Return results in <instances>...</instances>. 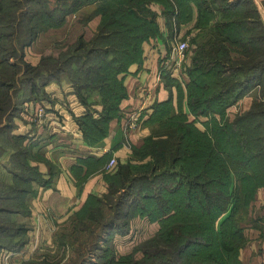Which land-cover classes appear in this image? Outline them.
I'll return each instance as SVG.
<instances>
[{"label": "trees", "instance_id": "obj_1", "mask_svg": "<svg viewBox=\"0 0 264 264\" xmlns=\"http://www.w3.org/2000/svg\"><path fill=\"white\" fill-rule=\"evenodd\" d=\"M151 2L162 4L169 26L173 20L194 18V28L202 33L193 39L191 63L183 68L187 78L185 90L180 88L178 108L171 97L155 103L147 123L159 125L152 127L141 147L132 150L136 162L118 164L108 176L107 194L89 197L97 209L89 208L88 216L92 218L102 205L112 213L105 224L98 221L100 230L91 245L95 264H228L227 254L238 253L244 242L237 214L250 206L258 188L264 190L263 103L254 100L249 110L231 121L224 118L229 106L264 83V25L253 0H0V123L6 114L0 144L19 148L18 139L8 134L11 119L25 102L45 96L43 87L56 74L53 66L58 72L79 73L70 80L87 112L76 122L89 145L102 140L109 121L121 116L120 102L126 96L117 75L139 62L142 42L158 34ZM86 6L92 8L85 22L100 17L92 41L81 35L69 51L57 58L44 57L35 66L23 59L24 48L40 32L62 26L68 14ZM17 54L19 62L13 60ZM75 62L77 69L72 70ZM163 79L174 81L168 72ZM183 99L188 113L182 109ZM97 102L102 108L94 118L92 105ZM216 116L224 119L218 122ZM201 120L203 130L196 126ZM15 154L12 160L22 161L21 174L12 172L10 184L0 182V201L9 203L0 206V248L20 251L28 226L15 223L11 216L28 214L11 204L24 198L17 191L30 189L34 171L24 166L26 151L18 149ZM126 205L151 222L174 220L181 212L191 213L190 220L197 222L190 221L184 232L179 222L162 225L141 245L140 259L130 254L117 257L100 242L113 230L127 233L117 223L129 214L122 209ZM258 219L264 222V212ZM228 237H233L230 245L223 241ZM212 246L216 251L209 249L202 257L186 253ZM235 259L240 264L238 255Z\"/></svg>", "mask_w": 264, "mask_h": 264}, {"label": "crops", "instance_id": "obj_2", "mask_svg": "<svg viewBox=\"0 0 264 264\" xmlns=\"http://www.w3.org/2000/svg\"><path fill=\"white\" fill-rule=\"evenodd\" d=\"M253 2L264 25V0ZM151 5V10L157 14L158 34L153 40L143 44L140 61L131 64L126 72L117 75V79L125 88L126 96L120 102L121 116L109 121L107 133L102 140L95 145H89L84 140L76 119L86 114L87 108L80 102L73 85L66 79L47 83L43 87L45 96L42 99L25 102L12 117L8 134L18 139L19 148H3L0 144V182L10 184L12 172L21 174L18 168H22V161L12 160L18 149L26 151L24 166L34 171V177L31 178L28 191H17L18 196H24V208L28 215L22 217L20 213L14 212L11 216L15 223H27L26 244L20 251L0 248V257L5 251L13 253L10 264L43 263L45 256L53 251L57 228L79 210L87 198L103 197L107 194L108 176L115 172L118 164L136 162L132 150L141 147L152 131V126L147 122L154 111V104L169 97L175 101V90L168 89L163 84L161 71L167 70L164 63L170 49L168 40L176 28L172 26V29H169L165 24L167 20L162 14V4L152 2ZM74 17V14L67 15L62 26L40 32L25 50L24 59L31 65H36L40 57L54 54V43L67 39L74 25ZM193 21L194 18L190 20L192 24ZM98 22L99 17H96L89 25L95 28ZM181 32L182 30L178 29L174 34L179 37ZM167 71L184 91L185 76L177 77ZM146 86L150 87L152 98L143 105L140 89ZM94 98L97 99V96ZM251 99L247 96L238 103L244 100L245 104H250ZM26 105L30 110L24 109ZM181 105L183 111L188 113L184 99ZM38 106L44 109L41 117H35L31 109ZM92 108L93 117L98 118L101 105L97 102ZM132 114L137 115L139 126L130 132L127 142L129 145H126L122 125ZM5 115L2 117L0 128L6 124ZM189 119L194 120L192 116ZM196 126L203 129V124L198 121ZM110 152V157L113 155L116 158V165L108 170L105 164L110 159L107 156ZM12 166L15 169L12 170ZM258 195L264 199V194ZM254 246L256 247L251 245L250 248L253 249Z\"/></svg>", "mask_w": 264, "mask_h": 264}, {"label": "rangeland", "instance_id": "obj_3", "mask_svg": "<svg viewBox=\"0 0 264 264\" xmlns=\"http://www.w3.org/2000/svg\"><path fill=\"white\" fill-rule=\"evenodd\" d=\"M151 3H150V8L152 6ZM153 3H157V2H153ZM91 8L92 6H86L82 8L80 11L78 10L76 13H70V14H74L75 19H74V25L72 26V28L69 31L68 36L66 37L67 39L54 43L55 47H53V51H52V53L54 54L44 55L40 57V60L48 56L52 58H57L61 53L69 51L68 49L70 47H73V45L75 44V41H77V39L81 35L85 38V41L87 42L92 41L94 36L97 34V30H96V27L94 28L90 26L89 22L90 21L92 22L94 18L99 17V16H95L92 19H90L88 22H85V16L87 15L88 12H90ZM171 23H172L171 26H169L168 23H165V24L169 27V29H172V26H173L174 29L176 28V31H173L171 33V37L168 40V45L171 46V44L176 41H185L187 43V50L185 53V58L182 63V67L184 68V67L189 66L191 63L193 50L195 49L194 45L192 44V41L194 38H196V35H198V33H202V31L197 30V28H194V24H192L190 21H187V22L184 21V22L178 23L173 20ZM178 29H180V31L182 30L181 32L182 34L179 37H176L174 32H177ZM155 37L156 36H149L146 40L142 42L141 46H143V44L148 42L149 40H153V38ZM14 43L13 44L16 45V47H18L19 44H17L16 41H14ZM5 44L6 42H4L3 45ZM29 46L24 48V52H23L24 54H25V50H27ZM18 57H19V54L15 55L13 60L19 62V59L17 60ZM135 63H137V61ZM77 66L78 64L76 62L73 63L71 65L72 70L77 69ZM56 69L57 67L53 66L52 70L56 74H55V77L52 78L50 81L66 79L72 84L73 82L70 80V78L71 79L72 77L75 78V76L80 77L79 73H75V76H74L71 70L69 74L68 71L58 72ZM167 72L168 71L165 69H163V72L161 71L162 78H163L164 73L167 74ZM186 78L187 76L185 75L184 79ZM162 80H163V84H165V86H167L168 89L174 88L176 97H175V101H172V105L173 107L178 108V103L181 97L180 84L175 80L172 81L171 83L166 81L165 79H162ZM76 82L78 84L80 83L79 78H76ZM18 87L20 88L21 86H18ZM247 96L252 98L250 101V104H245L244 100L240 103H238L239 100L236 101V103H234L233 105L229 106L226 109L224 113V118L226 120L231 121L235 116H238L244 113L245 111L249 110L254 100H257V102L260 101L264 105V83H261L260 86H256L252 91H250L248 94H246L242 98L247 97ZM92 98L95 99L94 97ZM98 100L99 99H97V101ZM24 109L30 110L28 105H26ZM31 109H34V108L32 107ZM153 114H154V111H153ZM156 117H158L157 113L155 115V118ZM128 118L125 120V122L122 125L123 135L126 137V142H125L126 145H129V143L127 142H129L128 136L130 132L134 131L139 126V123L137 121L136 128L134 129L126 128L125 125H126V122L128 121ZM215 119L218 122L223 120V119L221 120L219 116H216ZM203 122L204 120L203 121L201 120L200 123L203 124ZM158 125H159L158 121H155V122L153 121L151 126L157 129ZM110 155H111V152H110ZM258 193L264 194L263 188H258L255 194L254 200L250 204V206H247L245 210L240 211L237 214V216H239L238 224L242 227L244 242L243 244H241L242 245L241 248L238 249L240 250L238 253L236 251H232L231 253L227 254L228 264H235V262L237 263V259H235L237 255H238L240 264H264V262H262V259H264V222L258 219L259 217L263 216L264 211L262 208V202L264 199H262L261 196L258 195ZM98 198H102V197H98ZM88 200L89 198L86 199L82 207L79 210H77L66 222H64L62 226H59L57 228V231L54 237L56 243H54L53 245V251L48 256L47 255L45 256L43 260V264H95L97 263V260L95 258V252L93 251V246L91 245L94 242V236L100 230V223H98V221H101L103 222V224H105L112 218V213H111L109 206L102 205L99 210L100 215H97L98 211H93L94 215L91 218L90 215L88 216V212H89L88 209L90 208V210L91 209L96 210L97 207L94 208L95 207L94 202L90 200L88 201ZM8 205H9L8 202L0 201V206L7 207ZM25 205L26 203L24 199H21L20 202L16 204H11V206L15 208H20V207L24 208ZM122 209L123 211L126 212V214L128 212L129 214L126 215V217L123 220H118L117 223L119 227L127 233L121 234L117 230L116 231L113 230L110 233L108 238L106 237L105 240L100 242V245L103 244L105 247L110 248L109 250L115 251L117 257L130 254V255H133L135 259H140L142 257L141 245L146 240H149L150 238H152L156 234V232H158V230L162 227V225L169 227L179 222V223H182L181 224L183 225L182 232H184L185 230L189 229L190 225L188 223H190V221L192 222L193 225L197 222V220H190V217L192 216L191 213L185 214L184 212L177 213L178 216L174 220L168 219L162 223L158 221L151 222L149 219L140 216L130 206L126 205ZM93 218L95 220H92ZM232 240H233V237L223 238V241H225L229 245L230 243H232ZM237 241L238 239H236L233 242V244H236ZM251 245H256V247L254 246V248L251 249L250 248ZM215 247L216 246L205 247L199 251L194 250L196 248H190L189 250H187L186 253H194L195 255L202 257L205 254V252H207L209 249H211L210 250L211 252L213 251L215 252L216 251ZM166 248L170 249L171 246L168 245ZM224 255H226V252Z\"/></svg>", "mask_w": 264, "mask_h": 264}, {"label": "built area", "instance_id": "obj_4", "mask_svg": "<svg viewBox=\"0 0 264 264\" xmlns=\"http://www.w3.org/2000/svg\"><path fill=\"white\" fill-rule=\"evenodd\" d=\"M187 50V43L185 41H176L171 44L169 53L167 55V58L165 60L164 66L173 74L174 76L180 77L185 76L183 73V67L182 63L185 58V53ZM150 88V87H149ZM148 86L145 88L140 89V93L142 95L143 101L142 104L145 105L147 103V100L151 99V92ZM141 98V99H142ZM142 105V106H143ZM34 112L35 117H41L44 114V109L41 106L34 107L32 109ZM137 115L132 114L128 118V121L126 122V128L128 129H134L137 126ZM105 152H109L107 149H104ZM116 165V158L112 155L108 162L106 163V169H112ZM35 240V239H34ZM36 241V240H35ZM34 241V244L36 243ZM13 257V253L9 251H5L2 253V256L0 257V264H10L9 261ZM31 264H43V263H31Z\"/></svg>", "mask_w": 264, "mask_h": 264}]
</instances>
